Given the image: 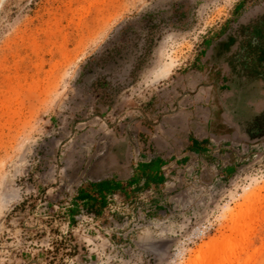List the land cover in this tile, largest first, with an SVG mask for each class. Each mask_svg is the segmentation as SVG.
<instances>
[{"label":"rangeland","instance_id":"rangeland-1","mask_svg":"<svg viewBox=\"0 0 264 264\" xmlns=\"http://www.w3.org/2000/svg\"><path fill=\"white\" fill-rule=\"evenodd\" d=\"M260 133L264 0H0V264H264Z\"/></svg>","mask_w":264,"mask_h":264},{"label":"trees","instance_id":"trees-1","mask_svg":"<svg viewBox=\"0 0 264 264\" xmlns=\"http://www.w3.org/2000/svg\"><path fill=\"white\" fill-rule=\"evenodd\" d=\"M175 10L177 11V7H175ZM162 13L149 12L141 16L140 19L137 20L141 23L140 29L135 30L134 28L131 27L130 24L122 28L120 30V37L122 38L123 43L120 44L119 46L114 45L113 47L110 48V60H113L116 54H120L125 48H128L126 44H128L127 42H129L130 39L126 37V35L128 36V33L135 34L134 39L136 41H134L135 43H133V47L135 48L131 50L134 56V63L132 65V69L130 72L131 76H135L138 70H140L144 65V63L146 62V59L150 54V50L154 44L156 32L157 30H159L161 23L162 22H165V24L175 23V21H172L173 20L172 17L161 15ZM140 40H142V43H139ZM110 90H112L111 81H110ZM107 96H110L111 101L114 99L113 98L114 94L112 91H110V93ZM103 184H104L103 186L104 188L108 186L106 183ZM104 191H106V189ZM91 196H93L92 193Z\"/></svg>","mask_w":264,"mask_h":264},{"label":"crops","instance_id":"crops-1","mask_svg":"<svg viewBox=\"0 0 264 264\" xmlns=\"http://www.w3.org/2000/svg\"><path fill=\"white\" fill-rule=\"evenodd\" d=\"M218 56L220 57V55H218ZM249 87L250 86L248 84V85H246L244 87L242 86V88H241V91L239 93V97H241V100H239V102H241V103H239V105H240L241 108L239 110H237V113L243 112L242 110L245 107H250V108L252 107L253 108V104H252V101H251V99H252V97L254 95L253 90H251V88H253V84L251 85V88H249ZM244 103H246V105ZM244 105H245V107H244ZM209 118L206 119L207 122H209ZM237 130H238V134H240V135L245 134V133L240 132L238 126H237ZM259 135H264V133H260ZM206 137L207 136H205L204 138H206ZM203 144L204 143H202L200 141V138L196 134H194V136L191 137V141L188 143V150H187V152L185 154H189L190 155L192 153H199L198 151L200 150V147ZM161 158H162V156H161ZM159 161H160V158L157 157L156 159L150 160V161H148V163H146L145 165L142 166V167L148 169V171H147L148 177H149V172L150 171H151V173H153L152 176H157L158 178L162 177L163 166H159Z\"/></svg>","mask_w":264,"mask_h":264},{"label":"bare ground","instance_id":"bare-ground-1","mask_svg":"<svg viewBox=\"0 0 264 264\" xmlns=\"http://www.w3.org/2000/svg\"><path fill=\"white\" fill-rule=\"evenodd\" d=\"M232 249H233V244L228 240L224 241L223 243L217 244V245L216 244L211 245L209 246L210 261L207 263H202V264H226L227 263L226 260L229 259L227 258V252L231 251ZM205 254H208V253H205ZM218 256L221 257V260H218L217 258ZM196 259L197 260L192 264H199L198 259H200V257H197Z\"/></svg>","mask_w":264,"mask_h":264}]
</instances>
